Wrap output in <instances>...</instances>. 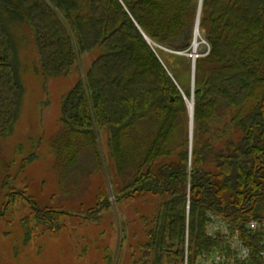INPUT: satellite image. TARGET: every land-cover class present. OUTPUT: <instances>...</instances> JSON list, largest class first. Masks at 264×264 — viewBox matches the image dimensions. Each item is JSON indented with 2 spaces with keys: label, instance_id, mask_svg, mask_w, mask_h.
I'll use <instances>...</instances> for the list:
<instances>
[{
  "label": "trees",
  "instance_id": "1",
  "mask_svg": "<svg viewBox=\"0 0 264 264\" xmlns=\"http://www.w3.org/2000/svg\"><path fill=\"white\" fill-rule=\"evenodd\" d=\"M199 14L208 53L191 60V146V93L169 59L188 61ZM22 43L35 46L45 79L97 54L63 97L59 144L73 164L86 149L99 154L106 132L116 200L159 198L136 264H184L188 230L191 262L210 252V213L259 255L246 223L264 220V0H0V140L25 103ZM11 179L5 203L18 195Z\"/></svg>",
  "mask_w": 264,
  "mask_h": 264
},
{
  "label": "rangeland",
  "instance_id": "2",
  "mask_svg": "<svg viewBox=\"0 0 264 264\" xmlns=\"http://www.w3.org/2000/svg\"><path fill=\"white\" fill-rule=\"evenodd\" d=\"M198 44L192 52L206 55L207 44L202 38ZM22 51L25 103L14 135L0 140V186L10 175L18 193L5 203L0 188V264L142 263L159 198L116 200L106 132L100 134L99 154L86 149L73 164L74 157L59 144L63 97L97 54H84L67 76L45 79L34 72L35 46L22 43ZM188 56L186 63L169 59L183 89L191 93L186 101L193 95V58Z\"/></svg>",
  "mask_w": 264,
  "mask_h": 264
},
{
  "label": "built area",
  "instance_id": "3",
  "mask_svg": "<svg viewBox=\"0 0 264 264\" xmlns=\"http://www.w3.org/2000/svg\"><path fill=\"white\" fill-rule=\"evenodd\" d=\"M195 60L197 54H190ZM250 234L259 243V255L253 257L251 247L242 237V230L221 214L210 213L208 216L207 232L215 245L210 252L198 254L191 262L189 256V230L187 231L186 254L184 264H264V220H250L246 223Z\"/></svg>",
  "mask_w": 264,
  "mask_h": 264
},
{
  "label": "water",
  "instance_id": "4",
  "mask_svg": "<svg viewBox=\"0 0 264 264\" xmlns=\"http://www.w3.org/2000/svg\"><path fill=\"white\" fill-rule=\"evenodd\" d=\"M199 26H200V14H199V17H198V20H197V24H196V30H195V36L198 34H200V28H199ZM191 101H192V103H193V105H194V94L192 95V99H191ZM188 107H189V104H188ZM189 114H190V131H191V141H190V143H191V146H192V132H193V112H192V114H191V109H190V107H189ZM190 146V147H191Z\"/></svg>",
  "mask_w": 264,
  "mask_h": 264
},
{
  "label": "bare ground",
  "instance_id": "5",
  "mask_svg": "<svg viewBox=\"0 0 264 264\" xmlns=\"http://www.w3.org/2000/svg\"><path fill=\"white\" fill-rule=\"evenodd\" d=\"M200 40V34L198 35H196L195 36V39H194V44H193V48H194V50H196L197 48H198V41ZM189 107H190V109H191V114H192V112H193V110H194V105H193V103H192V101L190 100L189 102Z\"/></svg>",
  "mask_w": 264,
  "mask_h": 264
}]
</instances>
